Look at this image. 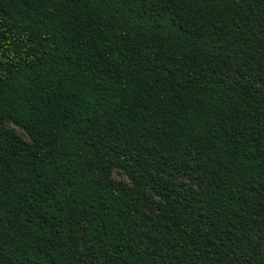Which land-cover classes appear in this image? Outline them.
Returning <instances> with one entry per match:
<instances>
[{
    "label": "trees",
    "instance_id": "obj_1",
    "mask_svg": "<svg viewBox=\"0 0 264 264\" xmlns=\"http://www.w3.org/2000/svg\"><path fill=\"white\" fill-rule=\"evenodd\" d=\"M0 264H264V0H0Z\"/></svg>",
    "mask_w": 264,
    "mask_h": 264
},
{
    "label": "rangeland",
    "instance_id": "obj_2",
    "mask_svg": "<svg viewBox=\"0 0 264 264\" xmlns=\"http://www.w3.org/2000/svg\"><path fill=\"white\" fill-rule=\"evenodd\" d=\"M16 133H18L19 135H22L21 134V132L17 129V128H15V127H11Z\"/></svg>",
    "mask_w": 264,
    "mask_h": 264
}]
</instances>
